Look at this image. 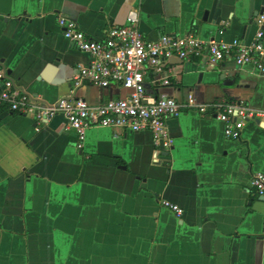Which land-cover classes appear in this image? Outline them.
I'll return each mask as SVG.
<instances>
[{"label":"crops","instance_id":"crops-1","mask_svg":"<svg viewBox=\"0 0 264 264\" xmlns=\"http://www.w3.org/2000/svg\"><path fill=\"white\" fill-rule=\"evenodd\" d=\"M133 9L150 41L192 33L249 44L264 0H0V69L45 104L124 97L117 86L73 88L89 58L57 17L100 40ZM168 75L156 94L264 111V77L252 66L178 61ZM255 119L228 140L220 121L184 112L167 120L173 145L156 158L149 132L91 128L78 150L63 115L39 124L0 105V264H264V197L250 188L264 173V116Z\"/></svg>","mask_w":264,"mask_h":264},{"label":"built area","instance_id":"built-area-1","mask_svg":"<svg viewBox=\"0 0 264 264\" xmlns=\"http://www.w3.org/2000/svg\"><path fill=\"white\" fill-rule=\"evenodd\" d=\"M254 24L257 31L249 44L237 38L230 43L215 39L204 42L192 33L184 36L164 34L150 41L139 30L138 11L133 9L128 12L123 25L108 28L104 38L98 40L87 36L71 18L58 15L57 25L63 37L89 58L86 65L77 67L72 78L73 88L84 83L101 89L117 86L126 91L125 96L97 105L73 97L45 104L32 100L0 69V105L7 106L17 115L31 114L39 124L63 115L66 130L74 133L78 150H82L86 132L91 128L110 129L116 135L149 132L157 158L173 145L167 120L189 111L220 121L224 125V137L238 140L245 120L264 116V111L225 101L203 104L192 94L179 102L167 95L156 94V89L170 84L168 73L172 70L170 60L173 58L198 60L210 67L232 61L237 68L252 66L264 77V14L257 15ZM222 33L220 30L218 34ZM250 188L256 196L264 197V173L251 176ZM161 206L177 218L183 215V209L176 204L163 201Z\"/></svg>","mask_w":264,"mask_h":264},{"label":"water","instance_id":"water-1","mask_svg":"<svg viewBox=\"0 0 264 264\" xmlns=\"http://www.w3.org/2000/svg\"><path fill=\"white\" fill-rule=\"evenodd\" d=\"M263 30H264V28H263ZM178 61H179V63L182 62V60H179V59L173 58V59L170 60V63H171L172 65H175V64H177ZM252 119H254L256 122L258 121V120H256L255 118H252ZM166 153H167V152H166Z\"/></svg>","mask_w":264,"mask_h":264}]
</instances>
